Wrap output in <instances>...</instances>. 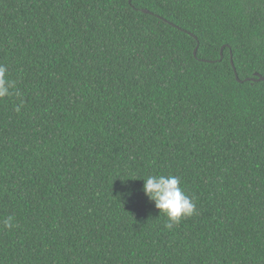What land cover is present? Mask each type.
<instances>
[{"label":"trees","instance_id":"obj_1","mask_svg":"<svg viewBox=\"0 0 264 264\" xmlns=\"http://www.w3.org/2000/svg\"><path fill=\"white\" fill-rule=\"evenodd\" d=\"M0 65V264H264V0H0Z\"/></svg>","mask_w":264,"mask_h":264},{"label":"clouds","instance_id":"obj_2","mask_svg":"<svg viewBox=\"0 0 264 264\" xmlns=\"http://www.w3.org/2000/svg\"><path fill=\"white\" fill-rule=\"evenodd\" d=\"M13 85L8 78V69L0 65V100L11 94ZM19 111V108L16 109ZM142 191L145 196L154 203L160 215L166 217L165 227L172 229L181 220L195 214L196 205L193 198L189 197L180 186L181 181L175 175H150L143 179ZM6 229H12L16 225L14 217L9 216L3 221Z\"/></svg>","mask_w":264,"mask_h":264},{"label":"water","instance_id":"obj_3","mask_svg":"<svg viewBox=\"0 0 264 264\" xmlns=\"http://www.w3.org/2000/svg\"><path fill=\"white\" fill-rule=\"evenodd\" d=\"M143 12L146 13V14H151V12L148 11V10H143ZM196 52H197V49H196V51H195V55H196ZM257 76L259 77V78L256 80L257 82H259V81H264V77L260 76L259 74H258ZM236 78L238 79L237 74H236Z\"/></svg>","mask_w":264,"mask_h":264}]
</instances>
